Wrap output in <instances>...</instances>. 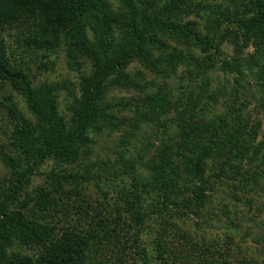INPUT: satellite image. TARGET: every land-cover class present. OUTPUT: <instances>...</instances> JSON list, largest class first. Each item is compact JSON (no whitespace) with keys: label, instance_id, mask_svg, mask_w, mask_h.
<instances>
[{"label":"trees","instance_id":"1","mask_svg":"<svg viewBox=\"0 0 264 264\" xmlns=\"http://www.w3.org/2000/svg\"><path fill=\"white\" fill-rule=\"evenodd\" d=\"M226 1L214 20L211 8L203 9L201 36L196 23L183 22L200 8L186 0H0V84L24 99L33 118L10 98L0 103L12 125L7 147L0 141L9 176L0 186V264H232L214 244L177 227L178 219L206 217L217 184L246 195L264 179V131L239 99L247 92L242 82L253 77L264 112V0ZM224 44L233 47L232 57L224 56ZM61 48L71 70L79 73L86 63L91 71L79 77L68 121L58 111L61 89H35L27 76L30 64L44 67ZM134 62L144 73H127ZM217 64L221 87L210 76ZM145 73L162 83L141 84ZM116 90L137 96L109 102ZM224 92L233 102L212 113ZM126 110L130 117L117 116ZM142 126H150L148 138L137 136ZM104 133L121 134L115 163L82 166L91 156L90 136ZM49 163L79 169L52 166L42 174ZM105 173L121 184L112 191L117 204L107 202ZM41 175L45 185L30 193ZM90 186L94 199L85 195ZM153 218L159 230L141 242Z\"/></svg>","mask_w":264,"mask_h":264},{"label":"rangeland","instance_id":"2","mask_svg":"<svg viewBox=\"0 0 264 264\" xmlns=\"http://www.w3.org/2000/svg\"><path fill=\"white\" fill-rule=\"evenodd\" d=\"M192 6L199 5L198 10L199 15L194 13L188 17H185L183 22H194L196 23V29L201 34V36L206 35V31L203 29L206 26L205 19L203 15L204 8L210 7L215 16H212L213 20L216 19V16L219 14L216 7L218 5H228L226 0H186ZM113 11H117V4L109 1L108 2ZM229 6V5H228ZM225 7V6H224ZM182 22V23H183ZM225 27V26H223ZM223 36V32L218 30L217 39ZM221 50L224 53V56L232 57L233 56V47L229 44H224ZM197 56H200L199 51H195ZM252 49L249 48L244 51L243 57H246L252 53ZM44 67L38 68V63L30 64L29 73H27L31 87L38 89L41 86L56 85L61 89V92L58 93V108L59 115L62 119L68 121L70 120L69 107L73 99H77L80 94L79 82L82 75H90V67L88 64L84 63V66L81 67L80 72L77 70H71L67 63V58L64 53V50L61 48L57 53L52 54L48 60H43L41 62ZM138 72H143L144 70L137 64L132 63L127 73L135 75ZM181 72V71H179ZM222 72L219 69V64L216 65V68L211 71L210 76L213 78V83L217 84L218 87L225 85ZM144 80L141 84L152 82L155 85L162 83L160 78H156L148 73H145ZM219 81V84L217 81ZM144 85V84H143ZM141 85V86H143ZM242 87H246L247 92L241 91L239 99L243 101L246 108V112L251 115V118H257L261 122V132L264 131V112H262L260 106V97L262 94L258 93L260 89L257 88L256 82L253 77L248 76L245 81L242 82ZM224 88V87H223ZM223 88L221 90H223ZM144 89V88H142ZM141 89V90H142ZM214 87H211L213 90ZM145 90V89H144ZM137 93L131 91L116 90L111 92L108 97V101H128L130 99L136 98ZM8 98L11 99V103L15 104L19 111L29 120L33 121V118L30 116L24 99L16 93L10 86L6 84H0V103L6 105ZM230 95L226 92L221 94V97L218 100V104L213 106L210 110L212 113L223 112L226 107L232 103ZM119 118L130 117L126 111H120L117 115ZM12 129V125L9 122V117L6 111L0 106V141L3 146L7 147L9 132ZM149 127L142 126L141 132L137 136L144 134L143 138H148L149 136ZM121 137V134H94L90 136L92 140L91 145V156L88 160L80 162L82 166L90 162H96L99 160L105 161L109 160L110 162L116 161V155L118 150H121L117 147V140ZM154 136L153 138H155ZM145 143V141H143ZM159 143H154V147L148 149L147 157L143 159V163L147 161L154 153V148L157 147ZM140 148V144H137ZM144 152V151H140ZM54 167V170L62 172L63 170L69 171L71 174L75 173L79 167L78 165L67 166V165H58L49 163L42 168V174L49 172L51 167ZM115 167L118 168L119 165L115 164ZM142 172V166L139 165ZM144 172V170H143ZM110 174L111 171H109ZM106 174L108 180L107 183H103V188L108 192L106 194L107 202L110 205L118 203V195L114 192L115 186L119 184V181L114 180V175ZM9 179L8 171L0 162V186H5ZM45 179L43 176H38L33 179L30 186V193L32 190L40 189L45 185ZM125 183L129 182L128 179L124 181ZM110 184V185H109ZM121 185V184H120ZM118 185V186H120ZM68 191V189H65ZM217 194L212 199V205L206 211V217L203 219L196 220L195 217L178 219L177 227L193 240H200L207 245H215L221 253L226 254L227 257H223L224 260L230 261L232 264H235L238 261H241L245 258L247 261H253L254 264H264V179L261 180L259 187L254 189L248 194H243L241 191L233 189L230 186L225 184H217L216 189ZM85 195L88 197L96 198L98 196L97 190L94 186H90L85 191ZM247 200V202H245ZM120 204V201H119ZM231 211L230 216H225L224 209L226 208ZM229 213V211H226ZM230 217L234 221V225H231L230 221L227 219ZM236 217V219H235ZM149 224V232L141 238V242L148 241L152 236L155 235V232L159 230L158 218H153ZM198 224V225H195ZM228 237L231 238V242H228ZM228 246V249L226 247ZM229 250V251H228ZM228 252V253H227ZM219 259V257H218Z\"/></svg>","mask_w":264,"mask_h":264}]
</instances>
